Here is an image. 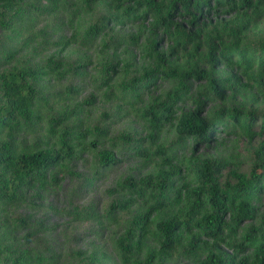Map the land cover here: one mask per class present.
<instances>
[{
    "label": "rangeland",
    "instance_id": "rangeland-1",
    "mask_svg": "<svg viewBox=\"0 0 264 264\" xmlns=\"http://www.w3.org/2000/svg\"><path fill=\"white\" fill-rule=\"evenodd\" d=\"M213 12L207 28L191 29L187 46L198 44L195 57L174 59L183 68L195 61L221 81L225 96L219 102L207 99L209 82L194 77L159 80L141 98L127 95L122 84L145 76L148 42L168 53L174 41L117 21L103 22V36H90L88 29L109 15L105 3L88 9L83 0L0 2V75L22 72L34 90L29 118L18 116V128L1 130L0 140L16 156L58 150L64 141L74 149L46 172L44 184L21 189L13 201L0 198V264H198L207 255L197 227H182L175 248L166 250L157 223L176 216L193 226L213 209L208 202L194 206L186 195L199 183L197 166L214 169L203 183L215 178L218 189L226 190L237 181L235 173L249 178L264 162V77L261 85H244L232 79L231 68L207 60L215 35L227 26L246 27V44L263 38L264 7L238 17L227 8ZM252 73H259L257 67ZM176 92L175 102L168 101L152 121L151 105ZM198 106L213 114L222 108L253 111L252 136L220 123L195 147L192 131L181 129L178 117ZM105 150L115 158L110 164L102 160ZM160 170L177 171L164 187L157 185ZM149 175L152 183L144 185L141 179ZM251 197L252 215L223 232L228 256L249 264L258 243L249 230L264 221V194ZM156 202L164 206L151 209Z\"/></svg>",
    "mask_w": 264,
    "mask_h": 264
},
{
    "label": "trees",
    "instance_id": "trees-1",
    "mask_svg": "<svg viewBox=\"0 0 264 264\" xmlns=\"http://www.w3.org/2000/svg\"><path fill=\"white\" fill-rule=\"evenodd\" d=\"M12 1L0 0L5 5H10ZM83 2L88 9L105 3L109 10V15L103 17L102 24L98 22L88 29L87 32L92 37L104 35L103 22L117 21L119 23L132 22L142 27L144 31L161 33L174 41L168 53L161 52L156 41L148 42L146 51L148 63L144 67L145 76L142 80L135 78L132 83H129L130 85L122 84L127 95L141 98L144 90H150L159 80L167 78L182 80L185 77H194L209 82L207 99L213 98L215 102H219L225 96L222 82L213 80L208 70L201 68L195 61L187 68H183L174 58L180 54L189 59L195 57L198 44L192 48L187 46L191 41V36L195 33L191 29L202 31L203 28H207L214 16L213 10L227 8L230 13L238 17L240 13L264 7V0H131L130 5H125V0H83ZM245 30L246 27L227 26L226 32L215 35L218 40L209 51L207 60L210 63L217 62L231 68L234 71L232 79L244 85H259L261 78L264 77V37L255 44H246L243 38ZM224 36L234 39L235 43H230ZM117 67L118 65H114L113 69L117 71ZM256 67L259 71L257 75L252 73ZM135 90L137 92L134 94ZM0 95V131L5 128L17 129L19 123L15 119L18 116L23 119L29 118L34 90L23 81L22 72L12 70L0 75ZM178 96L179 92H176L169 99L158 102L156 107L151 105L152 121H157L161 117V109L168 101L175 102ZM165 111L168 112V109ZM253 118V111L222 108L213 114L209 109L203 111V108L198 106L178 117V124L186 132L192 131L196 147L199 142L204 140L205 135L209 139L211 132L215 131L216 125L220 123L221 125L230 123L251 137ZM260 132H264V122ZM128 138L131 136L128 135L126 139ZM263 146L264 142L260 149ZM72 147V144L64 141L58 150H40L16 156L11 153L8 142L0 140V164L4 167L5 172L4 174L0 173V198L13 201L18 198V192L21 189L27 186L35 188L38 184H44L43 178L49 169L55 167L58 162L72 157L74 153ZM138 151L141 154H147L145 149L140 148ZM114 159L110 151L102 152L104 162L110 164ZM205 162L208 161L205 160ZM256 165L262 171L253 170L249 178L235 173L237 181L228 184L226 190L218 189L215 178L210 180L209 184L203 183L206 177L209 178V175L214 172V169H206L202 165L197 166L199 183L193 189L186 190V195L192 197L194 206H202L208 202L213 206V209L203 213L193 226L189 225V218L184 221L173 216L160 220L156 228L161 236L162 245H167L165 249L175 248L182 227L186 229L197 227L203 232L205 239L202 240V243L207 245L209 250L198 264H249L246 258L235 260L228 256L224 250L225 246H223L225 243L223 232L229 223L237 225L252 215V194H264V162ZM175 172L177 171L160 170L156 175L157 185L164 187ZM259 172H263V174L259 175ZM141 182L144 185H150L152 176L143 177ZM160 205L164 206V204L156 202L151 209ZM146 222L147 217L144 219V226ZM249 232V239L258 242L254 248L251 264H264V221L258 227H252ZM192 240L197 241L198 239L193 235ZM226 245L229 243L226 242Z\"/></svg>",
    "mask_w": 264,
    "mask_h": 264
}]
</instances>
